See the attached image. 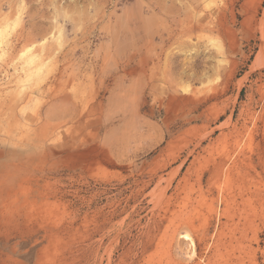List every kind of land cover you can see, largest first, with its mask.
I'll return each mask as SVG.
<instances>
[{"label":"rangeland","instance_id":"374dc122","mask_svg":"<svg viewBox=\"0 0 264 264\" xmlns=\"http://www.w3.org/2000/svg\"><path fill=\"white\" fill-rule=\"evenodd\" d=\"M3 27L0 264H264V0H0Z\"/></svg>","mask_w":264,"mask_h":264},{"label":"bare ground","instance_id":"6f19581e","mask_svg":"<svg viewBox=\"0 0 264 264\" xmlns=\"http://www.w3.org/2000/svg\"><path fill=\"white\" fill-rule=\"evenodd\" d=\"M5 29V27H3L1 30H0V34H1V36H2V33H3V30ZM60 32H61V30H60ZM0 38H3V37H0ZM28 58V57H27ZM28 60H30V59H28ZM187 239L188 240H190V242H191V244L193 245V247H194V242H193V240L191 239V238H189V237H187ZM195 254H193V256H194Z\"/></svg>","mask_w":264,"mask_h":264}]
</instances>
